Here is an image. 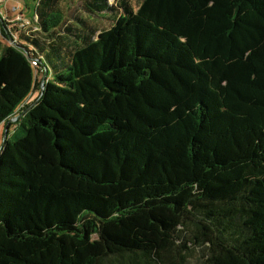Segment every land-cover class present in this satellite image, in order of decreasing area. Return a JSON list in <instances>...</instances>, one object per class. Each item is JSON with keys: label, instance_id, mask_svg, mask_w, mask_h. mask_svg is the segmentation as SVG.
Masks as SVG:
<instances>
[{"label": "trees", "instance_id": "1", "mask_svg": "<svg viewBox=\"0 0 264 264\" xmlns=\"http://www.w3.org/2000/svg\"><path fill=\"white\" fill-rule=\"evenodd\" d=\"M78 1L0 19V264H264V0Z\"/></svg>", "mask_w": 264, "mask_h": 264}, {"label": "rangeland", "instance_id": "2", "mask_svg": "<svg viewBox=\"0 0 264 264\" xmlns=\"http://www.w3.org/2000/svg\"><path fill=\"white\" fill-rule=\"evenodd\" d=\"M0 4H2L0 7V14H2V18H0V19L7 22V28H12L14 26L20 27L22 21H20V20L17 21L15 18L19 12H23L24 14H22V15L29 18V16H27L26 12L24 10H22L21 3H19L18 0H5V1L0 0ZM79 4L80 3L78 1L72 5V10L74 11V13H76L77 15L84 17L86 19L89 18L88 14L80 9ZM14 7H16V10L12 9ZM94 20H96L98 22L100 28L104 29V28L109 27L108 22L104 19L95 18ZM91 21L92 20H90V22ZM13 38H16L15 33L13 34ZM9 43H10V41H7L6 39H4L0 34V47H1V45L9 44ZM12 128H13V126H11L9 129L10 134L7 135V133H6L5 138H4L3 130L5 131V129H4L3 125L0 126V148H1V145H2V142L4 139H6L8 137H10V139H13L14 136H11L13 133ZM190 248H191L190 254L192 257L190 259H192V260L197 259L202 252L201 246L191 245Z\"/></svg>", "mask_w": 264, "mask_h": 264}, {"label": "water", "instance_id": "3", "mask_svg": "<svg viewBox=\"0 0 264 264\" xmlns=\"http://www.w3.org/2000/svg\"><path fill=\"white\" fill-rule=\"evenodd\" d=\"M7 132V124H5V133H4V138H5V134ZM4 141V140H3Z\"/></svg>", "mask_w": 264, "mask_h": 264}, {"label": "crops", "instance_id": "4", "mask_svg": "<svg viewBox=\"0 0 264 264\" xmlns=\"http://www.w3.org/2000/svg\"><path fill=\"white\" fill-rule=\"evenodd\" d=\"M1 126V125H0Z\"/></svg>", "mask_w": 264, "mask_h": 264}]
</instances>
